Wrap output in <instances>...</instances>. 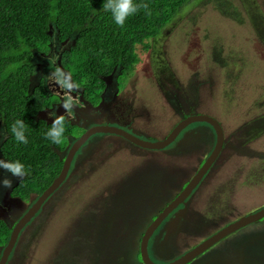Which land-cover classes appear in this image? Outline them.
Wrapping results in <instances>:
<instances>
[{
	"label": "rangeland",
	"instance_id": "rangeland-1",
	"mask_svg": "<svg viewBox=\"0 0 264 264\" xmlns=\"http://www.w3.org/2000/svg\"><path fill=\"white\" fill-rule=\"evenodd\" d=\"M53 35L55 33L51 29ZM151 45L147 52L142 53L138 49L140 62L125 78V87L118 94L117 101L111 104L112 114L134 118V134L151 142L164 138L191 108L199 114L217 119L226 142V148L212 172L214 179L220 181L201 186L197 196H203L195 205L203 215L212 218V225L227 223L236 216H230L229 220V215L225 214L222 222V212L226 213V206L232 205L233 200L229 197L228 204L223 197L232 193H227L220 186L226 185V180L244 179V167L255 165L258 161L256 155L259 160L264 157V0H200L164 28ZM54 47L49 60L55 57L57 61L64 45L58 43ZM37 58L36 65L41 66V57ZM47 59L43 60L47 62ZM119 73L120 70L116 69L109 80L117 83ZM38 79L34 77L31 86ZM111 92L109 89L110 95H106L105 100H110ZM120 119L124 120L123 117ZM111 124L124 129L119 123ZM209 143L206 140L196 145L207 146ZM122 145L121 142L115 144ZM128 147L130 150L123 147L116 149V155L105 156L104 162L93 156L86 161L80 159L79 165L74 167L63 185L42 204L43 212L31 218L34 220L19 237L10 264H53L61 251L69 247L67 253L73 264H99L100 251L104 255L101 260L107 261V264H110L109 260L117 261V264H139L135 255L140 236L129 230L134 226V219L131 213H117L120 203L115 194L123 187L121 179L127 178L132 168L145 164L146 158H141L139 154L143 152H149L152 158L161 163H172L170 170L162 172V178L171 185L174 180L181 183L182 178L178 175L187 179L192 172L190 165L183 164L189 159L188 154H173L169 159L157 149L140 151L134 146ZM249 148L252 152L247 156ZM128 152L131 155L135 153L136 157L128 158ZM0 160H4L1 154ZM115 161H120V164L117 165ZM107 164L115 165L107 167ZM234 167L237 169L234 170ZM5 177L13 181L12 187L20 179L0 168V180ZM261 184L256 190L247 187L246 190L255 197H251L249 202L242 203L243 198H238L239 212L243 214L264 204V181ZM11 189L0 186V220H9L13 224L11 220L16 218L13 211L19 214V207L10 198ZM31 198H34V203L38 196L32 194ZM155 202L136 205L135 212H145L153 205L156 207L158 203ZM206 207H209V211ZM45 219L46 222L41 223ZM93 226L95 228L92 230ZM81 228L82 231L77 232ZM247 229L226 236L208 252H221V259L227 260L229 256L218 249L233 242L234 237L239 238L240 233ZM85 230L89 233L92 230L93 237L86 236L90 241L89 249L79 237ZM254 230L264 231V223ZM196 237L198 235L189 238L188 245L186 248L181 246L179 253L198 242L199 238ZM96 243L103 249H98ZM167 248L166 237L158 238L153 244V252L159 259L169 258ZM258 248L255 263L264 264V247ZM84 259L88 262H81ZM62 260L67 263V259ZM253 260L254 256L241 258L243 264Z\"/></svg>",
	"mask_w": 264,
	"mask_h": 264
},
{
	"label": "trees",
	"instance_id": "trees-1",
	"mask_svg": "<svg viewBox=\"0 0 264 264\" xmlns=\"http://www.w3.org/2000/svg\"><path fill=\"white\" fill-rule=\"evenodd\" d=\"M199 1L136 0L148 8H141L121 27L104 11V0H0V154L5 161L19 160L29 168L13 188V196L27 201L33 193L40 195L59 175L63 163L55 149L60 150L64 143L56 145L46 139L51 124L36 118L46 105V93L41 86L30 85L34 55L49 51L50 27L59 40H73L61 53V65L74 81L97 91L103 77L116 69L121 81L131 74L140 62L138 49L149 51L152 40ZM17 119L28 125V144L18 143L11 133ZM11 231L0 220L1 247L9 241ZM86 236L93 237L88 230L79 235L89 249ZM69 248L53 264H73ZM136 256L143 264L139 245Z\"/></svg>",
	"mask_w": 264,
	"mask_h": 264
},
{
	"label": "flooded vegetation",
	"instance_id": "flooded-vegetation-1",
	"mask_svg": "<svg viewBox=\"0 0 264 264\" xmlns=\"http://www.w3.org/2000/svg\"><path fill=\"white\" fill-rule=\"evenodd\" d=\"M70 41H71L70 39L59 40L55 35L51 36V41L48 45L49 51H47L46 53H43V52L36 53L32 61L35 69L30 79V85L32 83L31 80L34 77H36V79L39 78L36 81V83H34L31 87L41 86L43 92L46 93L44 96L46 105L40 110H38L37 112L38 115H40L42 118L45 119V122L48 120L53 121L54 117L49 116L50 112H56V115H61V114L66 115L65 113L66 110L62 107L64 90H61L58 88V86H54L53 84L50 83L49 73L54 69L55 66H60L61 68H63L62 65L60 64L61 62H59V58L61 57V53L64 51V49L69 48ZM58 43H62L64 47L60 50V53L58 54V60L56 61L55 65H52L49 63V56H50V53L55 49L54 45ZM38 56L41 57V60H40L41 66H38V64L36 65V59L38 61V58H37ZM46 57H48L47 62L43 60ZM65 71L67 72V70ZM111 76H112V73L103 78L104 83L97 91H93V90L89 91L88 89H86L85 86H82L80 84V88L77 91L72 93L74 97L76 96L79 97L81 106L75 108L76 118L74 120H71L70 118H67L66 116V122H68V130L65 134V137H66L65 142L60 150L55 149L60 159H62L63 163L66 157L68 156V154L70 153V151L72 150L74 144L77 143L81 138H83L84 135L89 131V129L93 127L105 125V126L117 127V128L123 129L121 126L111 124V122H115V123L121 124L124 127L123 130L129 133H133V134L135 133V129L133 126L134 118L128 115H125L123 113L122 114L124 116L123 115L118 116V115L112 114L114 112L110 109L111 104L113 103V101L115 102L117 101L118 94L122 92V89L125 87V81H124L125 79L119 82L120 75H118L117 83H115L112 79L111 80L113 82L109 80ZM127 76H126V79H127ZM109 89L112 90L111 92L112 96H110V100L107 101L105 100V97L106 95H110L108 93ZM194 114H199V113H197L193 108H191L188 113H186L185 115L181 117V120H179L173 126V128L180 121ZM121 117L124 118L123 121H121L120 119ZM114 118L117 119V121L114 120ZM125 128L129 129L131 132L126 130ZM171 130H169L168 134L171 132ZM204 140L210 141L209 143L211 144L210 148L207 149L209 144L207 146H202V145L197 146L196 145L198 142H201L203 144L205 142ZM116 142L117 143L121 142L123 143V145L121 147L115 146ZM215 143H216V137H215V133L212 127L208 125L207 123L196 122V123H191L188 126H186L180 132V134L177 136V138L175 139L173 143H171L164 149L157 151V152H161L165 154V157H168L169 159L173 156V154H188L189 156V159L185 160V163L183 164H185L186 166L187 165L191 166L189 169H190V173L192 172V174L187 179L181 174L178 175L182 178L181 183H179V181L174 180L173 185H171L167 180L162 178L163 170H166V169L170 170L169 165L172 163H167V162L161 163L155 158H152L149 155L150 154L149 152L139 153L141 155V158L143 159L146 158L145 164L142 163L140 164L141 167L132 168L131 169L132 173L129 174L127 178L121 179L122 181L120 180L123 184V187L121 188L120 192L119 190H117L115 196L117 197V200L120 203L118 205L119 208H118L117 213H121L122 211L131 213L130 216L134 219V226L131 227L129 230H131L132 233L139 234L140 240L146 228L149 226V224L164 210V208L169 203H171L174 199L177 198V196L186 187L188 182L199 172L202 165L204 164L206 159L209 157V155L213 151ZM128 146L130 147L134 146V148H137L140 151L150 150L147 148H142L130 142L129 140L123 137L117 136L115 134L94 133V134L89 135L83 141V143H81L77 151L73 154V157H72V160L69 166L68 174L65 180H67V178L69 177L74 167L79 165L80 159H83V161H86L87 159H90L93 156V158L95 159L101 158L100 160L104 162L103 158H105V156H108L109 154L116 155L115 150L122 149V147L124 149L130 150ZM225 146H226V142H225V135H224L223 146L219 154L217 155L215 160L212 162L208 170L204 173L203 177L200 179L198 184L191 191V193L187 197H185L183 202L179 203L173 210H171L168 213V215L160 222L157 228L153 231L152 236L150 237L149 243H148V254H149V257L152 259V261H154L155 263L167 264V263H170L176 260L177 258L182 256L189 250L193 249L198 244H200L202 241L212 236L213 234H215L216 232H218L220 229L227 226L228 224L238 220L239 218L243 216H247L249 214L255 213L261 210L262 208H264V204H263L261 206L253 208L252 210H249L242 214L241 212H239V208H238L240 201L237 203V200L238 198H240V196L243 198L242 203L247 202L249 199H251V197L255 198L253 193L251 194L248 192V190H246L247 187L248 188L252 187L254 188V190H256L258 186L263 185L261 183L264 181V165L262 164L264 162V157L260 159L261 160L260 162L257 155L255 157H257L258 161L254 163L255 165L249 166V164L247 163L248 164L247 166L249 167H244L242 171V172L244 171L246 172V177L244 179L243 178L241 180L235 179V181L226 180V185L220 186L227 193L228 192L232 193V195L229 193L228 195L224 194L223 198L225 202L229 204L230 200L233 199L231 202L232 205L230 204L229 206H226L228 209L226 210V213H224V211L222 212V214H224L223 215L224 217L222 216L223 217L222 222H224L226 218L225 214L229 215L228 219L230 218V216H236V217L230 218L233 220L229 219L230 220V221L228 220L229 222L220 223L221 225L219 224L212 225L213 223L212 218H208L206 215H203L202 212L195 205L198 203V200L202 198L203 196L202 194L197 196V193L200 190L201 186L207 184L208 182H209L208 184L211 185L212 182L220 181L219 179H214V175L212 172L216 168L215 164H217V162L220 160L222 151L225 150L226 148ZM204 149H207L208 151L205 152L203 151ZM248 151L249 152H247V156L248 155L250 156V153L252 152V150L249 148ZM64 154L65 156L63 159ZM127 156H129L128 158L136 157L135 153L131 155L129 152ZM89 162L92 163V160H90ZM115 163L119 165L120 161H118V163L117 161H115ZM114 165L115 164H107V167H111ZM180 168L182 170H186L184 166H180ZM236 169L237 168L234 167V170ZM173 176H176V175L173 174ZM174 179L178 180L175 177ZM65 180L59 185L58 188H60L63 185ZM17 184H18V181L12 187L9 194L11 196L10 198L18 203L19 214L16 212V210L13 211V215L16 216L15 219L11 220L13 224L9 223V220L6 221L5 219H1L12 229L15 226V224L19 221V219L22 216H24V214L28 211V209L33 203L32 201L34 200V198H31L32 194L30 195L27 201H23L19 197L13 196L11 192ZM53 193H51L50 195H52ZM34 194L36 193H33V195ZM49 197H47V199ZM229 197H230V200H229ZM46 200L42 204H44ZM152 201H157L155 202V203H158L156 207H153L154 206L153 205L148 210L146 209L145 212L143 211H141V213L135 212L136 205L141 206L144 203H147V202L150 203ZM193 205H195V207ZM42 206L43 205L40 206V209L37 213L43 212L42 211L43 208H41ZM206 208L208 209L209 207H206ZM8 218L10 219L11 217H8ZM33 220L34 219H31V221L27 225H25L24 228L20 231L21 233H19L18 235L15 246H17L18 244L19 237L21 236L22 232L25 230V228L29 224H31ZM263 220H264V217L228 235V236H231L233 234L240 232L241 230H245L246 228H248L246 232L240 233L242 235L239 238L234 237L233 242L218 249V251H222L227 256H229L227 260L221 259V257L219 256L221 252H218V254H216V252L214 253L208 252L216 244H218L222 240L221 239L220 241H218L217 243L213 244L208 249H206L204 252L197 255L187 264H243V262L241 261V258L245 256L247 257L254 256V260L247 264H256L255 259L257 256V251H259L258 247L260 246L264 247V231L261 232V231L254 230V229L260 224H263L264 223ZM45 222H46V219L44 221H41V223L43 224ZM94 228L95 226H93L92 230ZM196 235H198V237L196 238H199L198 242H195L194 244L189 246L188 250L182 249L183 251L180 254L179 253L181 251L180 247L182 246V248H186L185 246L188 245L187 240ZM161 237H166L168 241V248H167L168 253H169L168 259H159L155 256L153 252L154 242H156L157 239ZM140 240H139L138 245H140ZM96 246L100 250L103 249V246H100L97 243H96ZM14 247L12 251L10 252L5 264H10V260L15 253ZM2 252H3V247L0 246V258H1ZM102 252L103 251H100L98 253V257L100 261L99 264H107L106 263L107 261L101 260L102 259L101 257L103 255ZM136 255H135V258L136 260H138ZM139 255H140V250H139ZM81 262L85 263V262H88V260L84 259ZM109 263L117 264V261L112 262L111 260H109Z\"/></svg>",
	"mask_w": 264,
	"mask_h": 264
},
{
	"label": "water",
	"instance_id": "water-1",
	"mask_svg": "<svg viewBox=\"0 0 264 264\" xmlns=\"http://www.w3.org/2000/svg\"><path fill=\"white\" fill-rule=\"evenodd\" d=\"M196 122L207 123L208 125L212 127L215 133L216 143H215L213 151L211 152L209 157L206 159V161L202 165L199 172L188 182L186 187L177 196V198L174 199L171 203H169L164 208V210L149 224V226L146 228L144 234L141 237L139 250H140V258H141L142 263L143 264H158L152 261V259L149 257V254H148V243H149L150 237L152 236L153 231L157 228L160 222L168 215V213L171 210H173L179 203L183 202L185 197H187L191 193V191L195 188V186L198 184L200 179L203 177L204 173L208 170L212 162L215 160V158L217 157V155L219 154L223 146V142H224L223 128L221 124L219 123V121L210 115H207V114L190 115L186 117L185 119H183L182 121H180L164 139L154 141V142L140 139L135 134L129 133L117 127H110V126L104 125V126H97V127H93L89 129V131L84 135V137L74 144L72 150L70 151V153L64 160V163H63V166H62V169L59 175L53 180V182L49 185V187L39 196V198L35 201V203L32 204L30 209L24 214V216L14 226L11 232L9 241L7 242L6 246L3 248L2 256L0 258V264L6 263V260L10 252L12 251L14 244L17 240L18 234L22 230V228L35 215V213L38 211L39 207L44 202V200L52 192H54L59 187V185L65 180L73 154L77 151L81 143H83V141L89 135L94 134V133H111V134L120 135L124 137L125 139L129 140L130 142L142 148L163 149L169 144H171L186 126H188L191 123H196ZM263 217H264V208H262L261 210L255 213L249 214L247 216H243L239 218L238 220L223 227L218 232L208 237L207 239L202 241L200 244H198L196 247L189 250L188 252H186L185 254L177 258L176 260L170 263H167V264H187L197 255L204 252L206 249H208L210 246L217 243L224 237L228 236L229 234L235 232L236 230L250 223H253Z\"/></svg>",
	"mask_w": 264,
	"mask_h": 264
},
{
	"label": "clouds",
	"instance_id": "clouds-1",
	"mask_svg": "<svg viewBox=\"0 0 264 264\" xmlns=\"http://www.w3.org/2000/svg\"><path fill=\"white\" fill-rule=\"evenodd\" d=\"M102 7H103L104 11L111 13L112 18L117 25L123 27L125 25L126 20L130 16L136 14L138 11H140L141 8L147 9L148 5L137 3L136 0H104ZM51 29H52V27H50V31H49L50 35H51ZM72 42H73V40H72ZM71 44H73V43H71ZM34 57H35V55H34ZM59 62H61V57L59 58ZM49 63L52 65H55V63H56L55 57L50 58ZM63 68H61L60 66H55L54 69L49 73L50 83L53 84L54 86H58L59 89L64 90L63 91L62 107L66 110L65 111L66 115L65 114L56 115V112H50L49 116L54 117V119H53V121H51V120L46 121L47 124H51V127L45 133L46 139H48L52 144H56V145H62L65 142V138H66L65 134L68 130V122H66V116H67V118L74 120L76 118L75 108L81 106L79 97L78 96L74 97L72 94L73 92L77 91L80 88V84L73 80L72 74L70 72H68V70L66 72L65 71L66 69L64 68L65 69L64 70ZM128 75H130V74H128ZM39 116L40 115H38V114L36 115V118L38 120H44L45 121L44 118H40L41 116L40 117ZM199 123H201V122H199ZM28 131H29L28 125L25 123V121L23 119L15 120V122L11 126V133L18 143H22V144H28L29 143V139H28V135H27ZM108 134H111V133H108ZM117 136H120V135H117ZM120 137H122V136H120ZM157 150H161V149H157ZM0 168L5 169L7 172L11 173L13 176H15L17 178H23L29 172V168L23 162H21L19 160H15V161L0 160ZM61 169H62V167H61ZM66 177H67V175H66ZM12 184H13V181L7 177L0 180V186H2L4 188L11 189ZM40 195H37L38 198ZM39 209H40V207H39ZM39 209H38V211H39ZM14 246H15V244H14Z\"/></svg>",
	"mask_w": 264,
	"mask_h": 264
}]
</instances>
